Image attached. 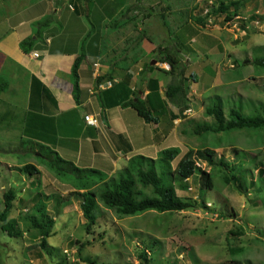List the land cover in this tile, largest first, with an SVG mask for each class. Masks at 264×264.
<instances>
[{
  "label": "rangeland",
  "instance_id": "obj_1",
  "mask_svg": "<svg viewBox=\"0 0 264 264\" xmlns=\"http://www.w3.org/2000/svg\"><path fill=\"white\" fill-rule=\"evenodd\" d=\"M83 1V13L71 14L74 16L72 19L79 16V21L87 27V36L89 31L100 30L96 34L105 42L108 49L111 46H108L109 36L114 31L110 28L112 24L111 26L108 24L117 16L110 19L112 10L100 8L99 3L95 2L101 0H90L89 7L85 6ZM116 1L125 3L126 7L137 4L135 0ZM184 1L186 0H182ZM92 2L94 6L96 4L97 13L92 11ZM207 2L208 0L205 4L209 8ZM167 4L166 0H143L142 3L139 0L138 5L142 6V10L139 9L136 13L132 11L130 15H136L142 22L144 20L142 15L146 14V10L151 14L150 19L139 23L140 30L147 34L154 46L173 45L180 49L183 57L189 60V64L186 65V75H194L197 79L196 87L203 92L190 90L194 101L189 102L184 116L176 122L175 142L181 144L183 150L185 146L193 150L203 146L211 148L215 151L216 160L222 156L231 164L238 162L237 155H241V151H247L250 156L257 155V161L263 160L264 131L192 136L188 134L190 126L187 121L205 120L204 108L216 103V96L221 97L225 112L235 109L250 117L263 114L264 65L257 66L251 61L264 57V20L259 18L264 17V0H246L243 8L238 12V17L228 22L224 21L222 15H212L209 18L211 23L206 22L209 25H216L220 32L205 31L210 35L209 37L199 33L200 30L187 17L190 13L197 15L194 11L190 12V9L182 12L179 9L173 13L172 17H176L178 25L173 24L170 18L166 19L168 25L167 23L164 25L156 15L159 13V8ZM90 13L94 18L104 20L105 24L102 28L95 29ZM251 16H256V20H251ZM64 17H67L66 13ZM50 21L52 25V17ZM61 26L60 21L51 27H55V31L60 32ZM70 26L72 25H69L67 30ZM128 27L123 34L127 36L132 33L134 36L132 27ZM179 28H183L184 31L176 34ZM44 29L41 27L40 32ZM180 34L182 37H179ZM121 38L124 39L123 35ZM85 40L81 43L83 49ZM214 40H216L215 44L204 43ZM122 43L120 48L126 45L125 41ZM219 44L223 47V51L218 49ZM208 48L212 50L206 53ZM231 62L235 66L234 69L230 68ZM156 64L157 62L154 65ZM164 67L168 69V65L165 64ZM168 79L171 81V77ZM191 84L190 82L189 85ZM206 120L210 121V119ZM149 126L156 125L149 124ZM13 138H15L13 134L0 130V158L3 162L2 165L0 164V186H2L0 198L3 191L8 189L14 191L15 198L10 218L17 219L23 234L10 238L0 230V264H55L54 262L58 261L55 255L45 256L40 251L36 232L33 229L25 232L21 220L24 214L32 211L37 199L45 201L44 195H54L45 204L48 213L56 221L47 242L50 246L60 249L58 255H62L64 264H141L138 254L142 250L148 255L149 264H230L232 259L244 264L248 260L252 264H264V192L262 193L264 184L257 185V188H261L262 194L256 193L252 188L248 190L247 195L239 194L234 188L222 183L218 178L221 175L217 172L219 167H216L213 173V188L203 191L202 194L204 205L213 209V212L199 205L194 209L167 214L162 223L155 225L153 222L155 214L118 218L114 212L101 207L98 224L95 230L93 229L94 234L88 235L83 228L85 220L80 210L81 199L73 193L70 194L72 176L57 178L54 176L55 173L46 167L45 162H48V159L42 161L38 156L25 151L21 156L12 152L16 143ZM162 144L163 148L161 144L157 145L159 152L170 146V139L162 138ZM51 148L50 145L44 147L42 155L54 159L55 155ZM69 155L73 158L77 156L76 153ZM72 157H66L65 161L74 162ZM26 158H30L40 174L29 177L19 171L20 163ZM158 158L159 155L151 159L157 161ZM196 162L201 170L206 172L210 170L204 161ZM246 163V166L250 167L249 162ZM159 165L160 163L156 162V166ZM156 170L158 172L159 167ZM253 173L256 178V170ZM254 178L248 177V180ZM186 184L188 190L176 186L177 195L199 203L201 201L199 173H195ZM57 198H60V201H57ZM165 228H167L166 232ZM76 239L80 242L90 241L89 245L84 246L80 257L77 254L78 246L74 243ZM236 249H242V254L234 255L231 251ZM81 257H88L90 260L84 262L85 258ZM48 258L54 262H50Z\"/></svg>",
  "mask_w": 264,
  "mask_h": 264
},
{
  "label": "crops",
  "instance_id": "obj_2",
  "mask_svg": "<svg viewBox=\"0 0 264 264\" xmlns=\"http://www.w3.org/2000/svg\"><path fill=\"white\" fill-rule=\"evenodd\" d=\"M205 1L166 0L168 4L159 13L178 25L176 17H172L174 12L190 9L195 14L203 11L204 15L207 8ZM215 1L208 0L207 3L211 5ZM83 2L88 7L91 4L90 0ZM95 2L99 3L100 8L112 10L110 19L126 7L125 3L116 0ZM92 3V11L97 13L96 4L94 6ZM82 4V0H0V81L7 83V88L0 92V130L8 131L15 137L12 152L21 156L28 148L34 149L37 156V151L42 152L44 147L50 145L52 151L63 160L72 157L69 154L76 153V158L72 157L76 167L94 169L112 177L134 156L157 157L160 153L157 145L161 144L163 148L162 138L170 139L167 148L178 147L181 150V144L175 142L176 122L184 116L185 111L178 118L179 109L168 105V111L154 124L156 126L150 127L131 107L124 105L135 100V96L144 98L149 92L151 79H158L159 94L164 95L165 88L171 82L168 75L160 72L162 68L167 71L165 64L152 65L156 67L154 70L146 65L151 66L150 63L155 61L153 57L157 46H175H154L150 39L135 44V33V37H132L134 42L129 40L128 46L126 44L120 48L124 39L132 35L123 34L129 28L126 27L110 33L108 46H111L107 49L105 42L96 34L100 30L89 31L87 36V27L79 21V16L75 15L72 19L74 16L71 14L83 13ZM65 13L67 17H64ZM191 15L187 17L190 19ZM48 16L53 18V24L62 22L60 32H56L55 27H51L53 24H50L36 37L33 24ZM89 16L95 29L105 24L103 19L94 18L91 13ZM207 22L211 23V20ZM207 22L196 27L199 33L209 37L205 31L220 32L216 25ZM69 25L72 26L67 30ZM180 31L184 29L177 30L176 34ZM194 35L196 37L197 33ZM30 38L33 40L32 49L24 52L19 44ZM83 40L85 57L78 71L80 92L77 104L72 94L71 68ZM215 41L204 43L215 44ZM218 49L223 51L221 44ZM210 50L212 48H208L206 53ZM179 52L181 62L189 64L180 49ZM34 53L38 57H34ZM230 68H235L232 62ZM102 77H105V81L115 80L114 85L96 93L98 80ZM196 84L197 79L189 88L200 92ZM192 98L189 91V102L194 101ZM86 115L97 117L98 126L87 125L84 121ZM174 116L177 118L174 119ZM0 164H3L1 158ZM25 164H32L30 158L20 163L21 166Z\"/></svg>",
  "mask_w": 264,
  "mask_h": 264
},
{
  "label": "trees",
  "instance_id": "obj_3",
  "mask_svg": "<svg viewBox=\"0 0 264 264\" xmlns=\"http://www.w3.org/2000/svg\"><path fill=\"white\" fill-rule=\"evenodd\" d=\"M135 1L137 3L136 5L125 7L117 15V18L108 25L111 26L112 24L109 27L114 31L131 26L133 32L136 33L135 44H137L143 39L149 40V38L144 31L139 30V23L141 22L138 17L133 14L130 15L132 11L137 12L140 9L138 5L139 0ZM217 1L215 3L213 2L209 8H206L204 15L202 14L203 11L200 14L191 15L190 21L196 26H203L212 15H222L225 22L231 21L233 18L238 17L239 10L243 8V3L246 2V0ZM160 11L161 8H159ZM150 16L151 14L147 13L142 17L147 19ZM156 16L159 17L164 25L167 23L166 15L164 16L158 13ZM256 18V16H251V20L253 21ZM259 18L264 20V17ZM50 22V17L48 16L34 23L33 26L36 29L35 36L38 37L41 27L46 28ZM132 37L131 35V37L124 39L125 43H129V40L133 41L134 38ZM32 44L33 40L30 38L21 41L19 46L21 50L28 52L32 49ZM80 49V53L71 68L73 78L72 94L77 104L79 103L78 97L80 92L78 71L85 57L83 47L81 46ZM179 53L178 48L157 46L156 54L153 58L157 63L168 64L169 70L162 69L160 72L172 77L171 82L165 88L163 96L158 91V79H151L149 82V92L144 98L135 96V100L124 104L125 106L131 107L147 124H157L159 118L168 111V105L179 109L178 118L189 107V100L187 99L190 91L189 83L196 82V77L194 75L186 76L187 68L181 62L178 56ZM251 63L257 66L264 65V57L253 59ZM146 66L150 70L156 69L155 66H150L149 64ZM102 82H106L105 77L100 78L97 84L99 85ZM6 88L7 83L0 81V92H3ZM103 91L105 90H99L96 93ZM215 98L216 103H212L204 108L203 115L205 120L202 122H196L194 120L187 121L190 126V132L188 134L202 136L209 134L218 135L223 132L264 131V111L262 115L252 117L245 116L241 111L235 109H230L228 112H225L221 97L216 96ZM173 118L175 119L177 117L174 116ZM206 119H210V121ZM213 148L216 149L215 147ZM25 153L36 155L34 149L27 148ZM241 153V155H237L238 162L231 164L225 161L222 156L216 160L215 151L211 148L203 146L200 149L193 150L185 146V150H180L178 147H172L163 150V152L161 151L158 154L159 158L157 161L144 156H134L129 159L124 168L112 177H107V175L94 169H79L73 163L62 160L55 152L54 159L45 155L43 156L41 151H37V156L42 161L45 158L48 159V162H45V164L47 163L46 167L55 173V177L62 179L66 176H72L70 180L73 184H71L72 191L70 194L73 193L77 198L81 199L80 210L85 220L83 228L86 234L93 235V229L95 230L98 224L101 207L114 212L118 218L138 217L152 213L156 215L153 219L155 225L162 223L167 214L194 209L199 205L203 209L213 212V209H209L204 205L202 194L204 193L203 191L213 188V173L216 171V167H219L217 172L221 173L218 178L225 186L234 188L236 192L242 195H247L250 188L256 193H261V188H257V185L264 184V159L257 161V155L250 156L247 151H241ZM197 160L204 161L210 170L208 172L201 170L197 166ZM156 162L160 163V165L156 166ZM246 162H249L250 167L246 166ZM158 167L159 171L157 172L156 168ZM254 170H256V178H254ZM19 171L29 177L40 174L33 164H25L21 166ZM197 172L199 173V189L201 190V201L199 203L192 201V199H185L178 196L176 187L178 186L182 190H188L186 181ZM248 177L254 178V180L249 181ZM44 196L45 201L43 202L37 199L32 211L29 214H24L21 220L24 223L25 232L31 229L36 232L39 239L38 247L40 251L45 256L55 255L58 258L57 262L49 258L48 260L55 264H64L62 255H58L60 249L50 246L47 242V239L52 235V229L56 221L48 213L45 204L54 195ZM14 198L15 195L12 189L3 191L0 198V230L10 238L19 237L23 234V230L17 219L10 218ZM57 201H60V198H57ZM166 229L164 230L165 232ZM233 233L230 234L232 235ZM155 242L159 243L158 241ZM74 243L78 246L77 254L80 257L84 246L89 245L90 241L84 240L80 242L76 239ZM231 252L234 255H239L242 254L243 250L236 249ZM138 257L141 264H149L150 259H148V255L144 250L138 254ZM81 258H85L83 259L84 262L90 260L88 257ZM230 264L244 263L232 259ZM245 264H252V262L248 260Z\"/></svg>",
  "mask_w": 264,
  "mask_h": 264
},
{
  "label": "built area",
  "instance_id": "obj_4",
  "mask_svg": "<svg viewBox=\"0 0 264 264\" xmlns=\"http://www.w3.org/2000/svg\"><path fill=\"white\" fill-rule=\"evenodd\" d=\"M34 57H38L37 53L33 54ZM115 82V80H111V81H106L105 83H101L97 86L96 91L99 90H106L112 87V84ZM84 121L86 122L87 125L92 126V127H96L98 125V119L95 116L92 115H86L84 117Z\"/></svg>",
  "mask_w": 264,
  "mask_h": 264
},
{
  "label": "water",
  "instance_id": "obj_5",
  "mask_svg": "<svg viewBox=\"0 0 264 264\" xmlns=\"http://www.w3.org/2000/svg\"><path fill=\"white\" fill-rule=\"evenodd\" d=\"M155 62H156V61H152L150 64H151V65H154V64H155Z\"/></svg>",
  "mask_w": 264,
  "mask_h": 264
},
{
  "label": "clouds",
  "instance_id": "obj_6",
  "mask_svg": "<svg viewBox=\"0 0 264 264\" xmlns=\"http://www.w3.org/2000/svg\"><path fill=\"white\" fill-rule=\"evenodd\" d=\"M161 64H166V63H161ZM166 65H168V64H166ZM169 70V66H168V69H167V71Z\"/></svg>",
  "mask_w": 264,
  "mask_h": 264
}]
</instances>
